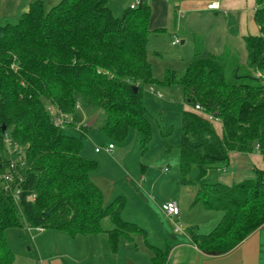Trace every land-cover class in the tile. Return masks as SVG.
Listing matches in <instances>:
<instances>
[{
    "label": "trees",
    "instance_id": "1",
    "mask_svg": "<svg viewBox=\"0 0 264 264\" xmlns=\"http://www.w3.org/2000/svg\"><path fill=\"white\" fill-rule=\"evenodd\" d=\"M110 1L62 0L47 9L36 0L17 20L0 23V264L15 261L6 232L25 226L70 238L106 234L114 252L121 240L147 242L144 229L123 219L124 197L104 204L91 180L98 162L84 157L82 149L97 126L119 143L137 131L145 153L152 127L143 89L153 85L183 90L190 108L181 118L179 182L196 186L192 205L223 214L209 234L189 227L192 243L202 252L224 256L264 226V171L255 169V179L233 185L208 179L216 165L227 170L233 152L264 156V0H258L255 16L260 35L245 38V64L232 52L203 57L198 46L183 74L167 70L162 81L155 79L148 56L147 0L120 17ZM196 106L221 123V136L216 122L195 111ZM49 107L69 117L64 127L54 124ZM81 108L89 126H77ZM97 111L105 115L101 123ZM161 133L169 137L173 131L163 125ZM7 138L25 163L22 182L16 179L10 189L2 179L11 160ZM150 251L151 264L168 263V252Z\"/></svg>",
    "mask_w": 264,
    "mask_h": 264
},
{
    "label": "crops",
    "instance_id": "2",
    "mask_svg": "<svg viewBox=\"0 0 264 264\" xmlns=\"http://www.w3.org/2000/svg\"><path fill=\"white\" fill-rule=\"evenodd\" d=\"M34 1L36 0H25L21 5V13L27 12ZM42 1L46 7L52 8L62 0ZM134 1L111 0L109 7L115 16L120 17ZM147 2L151 7L149 57L152 52L153 56L162 58L163 52L159 47V41L160 37L166 35L172 36V46H176L174 44L176 40L173 41V38L178 37L183 39L181 44H186V41L192 43V55L187 59L177 58L181 59L183 71L180 73L176 69H168L179 74H183L192 62L198 46L201 47L203 57L222 56L232 52L239 57L241 64H245L247 58L245 38L260 35V28L255 18L259 8L258 0H147ZM216 2L219 3V9L210 10L208 6ZM151 65L153 67L152 63ZM189 108L188 106L187 110ZM80 112L84 123L78 122L77 126H89L91 123L88 122L82 108ZM214 127L221 136L222 125L219 127L215 123ZM88 136L89 134L86 138ZM97 147L96 145L95 149ZM114 150L115 148L108 154L111 155ZM222 167L219 164L212 168L218 170V183L233 185L255 179V169L264 171V156L258 153L233 152L230 154V163L225 172L222 171ZM114 171H122V174L113 173ZM109 172L111 177H93L92 182L101 190L105 205L111 203L117 187L126 189L123 195L118 196L126 199L122 217L125 221L144 229L147 242L144 238H138L135 242L121 240L114 252L106 234L79 235L70 238L64 232L44 229L41 231L25 226L9 229L6 232L9 246L15 255L13 264H151L150 247L168 252L167 264H264V226L224 256L217 257L202 252L192 243L186 229L189 226L197 227L202 233L200 225L197 222L188 223V215L180 206L189 209L197 188L194 185L180 184V170L173 178L168 176L153 178L149 175L147 166H142L141 173L137 177L129 170H122L120 167L110 168ZM164 173H168V170L166 169ZM197 175L198 170L194 179L189 176V181L193 183ZM170 201L178 204L180 216L170 218L164 214L161 206ZM194 206L200 209L199 203ZM202 211L206 213L207 210L203 207ZM182 222H186L188 226L184 228L179 225ZM178 226H182L181 230L175 231ZM27 239L31 242V246L26 243Z\"/></svg>",
    "mask_w": 264,
    "mask_h": 264
},
{
    "label": "rangeland",
    "instance_id": "3",
    "mask_svg": "<svg viewBox=\"0 0 264 264\" xmlns=\"http://www.w3.org/2000/svg\"><path fill=\"white\" fill-rule=\"evenodd\" d=\"M24 2L25 0H0V23H5L7 19L17 20L21 14V5L24 4ZM46 8L51 9L49 6ZM171 39L172 36L167 35L160 37L159 47H161V52H163L162 58L153 56L152 52L150 53L149 60L153 64L154 77L159 81L164 79L168 69H176L182 72L184 68L180 62L181 59H187L193 52L192 43L189 41H186V44H181L183 41L182 38H173V41L178 40L179 43L176 44V46H172ZM151 48H149V50H152ZM178 57L181 59H177ZM143 100L148 111V120L152 127V141L146 152L143 153L142 151L140 136L137 131L132 130L127 140L119 143L109 139L104 133L98 130L97 126H95L89 131L90 137L88 136V138L83 140L82 149V155L84 157L98 162V168L91 174V178L111 177L109 169L114 167H120L122 170H129L132 175L137 177L141 173L142 166H147L149 175L153 178H157L158 176H165V178H167V176L170 178L176 177V172L180 170L179 147L181 140V118L188 107L184 92L179 87L169 88L161 85H153L143 89ZM96 113L99 117L97 123H101L105 119V115L102 111H97ZM79 122L84 123L82 116H80ZM216 124L219 127L221 126L219 122H216ZM163 125L172 128L173 133L171 136H162L161 129ZM96 145L102 148L113 145L115 150L111 155L103 150L101 153H95L94 149ZM6 150L8 151V147ZM166 169L168 173H164ZM113 173L121 175L122 171H114ZM196 174L197 168L195 167L190 176L191 179H194ZM218 178V170L212 169L208 176L209 181L218 183ZM99 180L101 179L99 178ZM99 183L102 184V182ZM124 192H126L124 187H117V192L110 202L114 201L119 195H123L122 193ZM195 206L192 204L191 206L189 205L188 210L187 207L182 208V205L180 207L183 212L186 211L188 215L187 219L189 220L188 223L197 222L200 225V231L202 233H211L222 219L223 214L209 210L203 213L202 204H200V209H197V207L194 208ZM18 210L22 213L21 207L18 206ZM179 225H182L184 228L188 226L186 222L179 223ZM105 226L106 228L111 227L109 220L105 222ZM26 241V243L31 246V242H29L28 239Z\"/></svg>",
    "mask_w": 264,
    "mask_h": 264
},
{
    "label": "built area",
    "instance_id": "4",
    "mask_svg": "<svg viewBox=\"0 0 264 264\" xmlns=\"http://www.w3.org/2000/svg\"><path fill=\"white\" fill-rule=\"evenodd\" d=\"M144 0H135L134 3L131 4L130 8L131 9H136L137 7L140 6L141 2ZM210 10H217L219 9V3H212L211 5L208 6ZM179 41L176 40L174 44H178ZM153 92V91H152ZM80 108V106H78ZM49 114L52 117V120L54 124L58 127H64L65 124L70 120L67 115H64L62 113H58L54 108L49 107ZM195 111H197L200 114H204L210 121L218 122L217 119L213 118V116L208 115L204 113L203 109L200 106L195 107ZM7 147H8V154L11 157L10 163H9V168L6 174L3 175L2 179L4 180L5 184L7 185V189L11 188V185L15 183L16 179H18V182H22L23 177L20 174L21 168L24 167V158L22 156L21 151L17 148V146L13 147L10 143V140L7 138ZM113 145H110L107 148H102L98 146L95 151L97 153L101 152L102 150L110 153L111 150H113ZM19 190H16L15 192V197L18 198ZM30 201H33L34 197L30 196L28 198ZM162 211L164 214H166L170 218H176L180 216V208L176 202H166L162 204L161 206ZM182 226H178L175 228V231H180ZM38 230H41V228H37Z\"/></svg>",
    "mask_w": 264,
    "mask_h": 264
},
{
    "label": "water",
    "instance_id": "5",
    "mask_svg": "<svg viewBox=\"0 0 264 264\" xmlns=\"http://www.w3.org/2000/svg\"><path fill=\"white\" fill-rule=\"evenodd\" d=\"M134 91H135V92H137V91H138V89L135 87V88H134Z\"/></svg>",
    "mask_w": 264,
    "mask_h": 264
}]
</instances>
